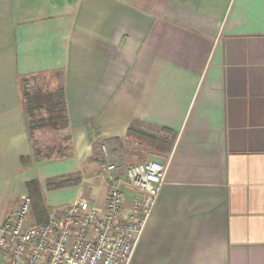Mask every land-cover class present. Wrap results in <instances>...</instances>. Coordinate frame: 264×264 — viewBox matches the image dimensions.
I'll list each match as a JSON object with an SVG mask.
<instances>
[{"label": "crops", "instance_id": "crops-1", "mask_svg": "<svg viewBox=\"0 0 264 264\" xmlns=\"http://www.w3.org/2000/svg\"><path fill=\"white\" fill-rule=\"evenodd\" d=\"M42 74L66 124L31 133ZM151 161L167 173L130 264H264V0H0V229L27 183L44 223L103 204L102 164Z\"/></svg>", "mask_w": 264, "mask_h": 264}, {"label": "built area", "instance_id": "built-area-1", "mask_svg": "<svg viewBox=\"0 0 264 264\" xmlns=\"http://www.w3.org/2000/svg\"><path fill=\"white\" fill-rule=\"evenodd\" d=\"M167 167L151 161L125 168L118 176L116 164H102L103 204L95 207L74 201L51 210L45 223H30L31 200L28 194L21 195L0 229V264H130ZM122 187L136 193L127 209Z\"/></svg>", "mask_w": 264, "mask_h": 264}, {"label": "trees", "instance_id": "trees-1", "mask_svg": "<svg viewBox=\"0 0 264 264\" xmlns=\"http://www.w3.org/2000/svg\"><path fill=\"white\" fill-rule=\"evenodd\" d=\"M26 79L24 85H26L29 80L33 79H38L40 82L38 88L33 93L27 91L25 86L23 88V104L28 118V127L31 133L40 129L55 131L64 127L66 124V116L62 90L50 85L49 82L45 83L47 82V76L45 74L30 76ZM68 184V181L50 182L48 187L58 188ZM26 188L29 192L33 216L36 218L37 223H41L39 217L45 213L46 210L42 207L36 183H27Z\"/></svg>", "mask_w": 264, "mask_h": 264}, {"label": "rangeland", "instance_id": "rangeland-1", "mask_svg": "<svg viewBox=\"0 0 264 264\" xmlns=\"http://www.w3.org/2000/svg\"><path fill=\"white\" fill-rule=\"evenodd\" d=\"M48 83V82H45ZM40 84L39 80H29L25 86V89L31 93H33L37 88L38 85ZM58 138L57 140H60L61 138L59 137V135H57V137H53V135L50 134H46L42 131L36 132L34 135V141H35V150L37 151V154H39V156L41 158H52L55 157L56 154H49L47 152V146L49 144H51L52 142L55 141V139Z\"/></svg>", "mask_w": 264, "mask_h": 264}]
</instances>
